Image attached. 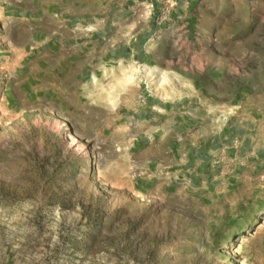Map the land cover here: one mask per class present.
Wrapping results in <instances>:
<instances>
[{
  "label": "rangeland",
  "instance_id": "obj_1",
  "mask_svg": "<svg viewBox=\"0 0 264 264\" xmlns=\"http://www.w3.org/2000/svg\"><path fill=\"white\" fill-rule=\"evenodd\" d=\"M158 4L147 56L83 92L46 0H0V264H264V171L208 153L231 123L264 134V0Z\"/></svg>",
  "mask_w": 264,
  "mask_h": 264
},
{
  "label": "crops",
  "instance_id": "obj_2",
  "mask_svg": "<svg viewBox=\"0 0 264 264\" xmlns=\"http://www.w3.org/2000/svg\"><path fill=\"white\" fill-rule=\"evenodd\" d=\"M166 1L171 3L177 0ZM158 2L159 0H46V27L58 30L51 35V48L58 52L53 56L57 55L56 63H65L69 71L66 77L69 80L71 76L76 77L78 90H88L91 75L114 63L116 58L120 59L122 56L124 60L134 55L147 56L149 40L146 37L152 27H157L154 18L162 8ZM78 25H93L97 30L91 35L85 34L75 30ZM124 50L129 51V54L124 56ZM63 51L66 56H63ZM50 61L53 68L54 63ZM68 66L72 68L69 69ZM77 70L80 74L76 73ZM190 106L191 103L180 106L176 111L174 127L178 131L195 132L197 125L201 123L199 120L185 121V116H190L193 120L197 115L193 114L194 109ZM202 134L201 129L192 134V137L197 140ZM210 148V166L221 168V175L227 176L229 180H251L253 173L264 171V134L260 138L252 123L239 127L234 123L229 124L213 139ZM201 157L209 159L207 154ZM199 162L203 167L206 161L202 159Z\"/></svg>",
  "mask_w": 264,
  "mask_h": 264
},
{
  "label": "built area",
  "instance_id": "obj_3",
  "mask_svg": "<svg viewBox=\"0 0 264 264\" xmlns=\"http://www.w3.org/2000/svg\"><path fill=\"white\" fill-rule=\"evenodd\" d=\"M80 27L81 28H79V29L85 34H93L96 32L95 26H93V25H83ZM79 29L77 28V30H79Z\"/></svg>",
  "mask_w": 264,
  "mask_h": 264
}]
</instances>
